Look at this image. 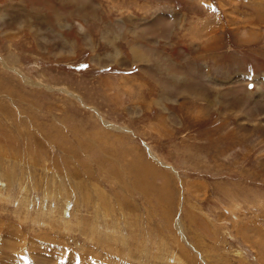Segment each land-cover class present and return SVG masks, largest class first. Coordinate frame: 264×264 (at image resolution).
<instances>
[{
  "label": "rangeland",
  "instance_id": "obj_1",
  "mask_svg": "<svg viewBox=\"0 0 264 264\" xmlns=\"http://www.w3.org/2000/svg\"><path fill=\"white\" fill-rule=\"evenodd\" d=\"M0 264H264V0H0Z\"/></svg>",
  "mask_w": 264,
  "mask_h": 264
}]
</instances>
